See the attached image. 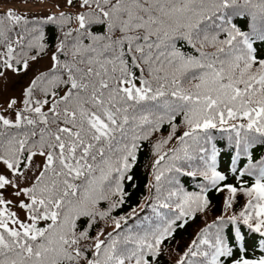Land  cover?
Returning <instances> with one entry per match:
<instances>
[{
    "label": "snow or ice",
    "instance_id": "obj_1",
    "mask_svg": "<svg viewBox=\"0 0 264 264\" xmlns=\"http://www.w3.org/2000/svg\"><path fill=\"white\" fill-rule=\"evenodd\" d=\"M39 6L0 11V264H264V0Z\"/></svg>",
    "mask_w": 264,
    "mask_h": 264
},
{
    "label": "rangeland",
    "instance_id": "obj_2",
    "mask_svg": "<svg viewBox=\"0 0 264 264\" xmlns=\"http://www.w3.org/2000/svg\"><path fill=\"white\" fill-rule=\"evenodd\" d=\"M40 0H0V11L5 10L8 7H13L19 11H26L29 13H40L45 11L39 6ZM20 80L19 77L13 76L11 73L8 75V80H0V103H4L10 95H19L22 85L17 83Z\"/></svg>",
    "mask_w": 264,
    "mask_h": 264
},
{
    "label": "trees",
    "instance_id": "obj_3",
    "mask_svg": "<svg viewBox=\"0 0 264 264\" xmlns=\"http://www.w3.org/2000/svg\"><path fill=\"white\" fill-rule=\"evenodd\" d=\"M149 148L150 146L147 143H145L142 146V149L139 153V162L135 169L137 188L129 189L130 191L133 192V196L129 200L128 204L125 205L124 211H127L130 208V206H134L138 202L140 195H144L146 193V189L144 188V185L147 184V165H148L147 160H148L149 152H150ZM261 150L262 148L260 147L259 152ZM210 196L212 199L216 200L217 206H219L220 203L218 201H219L220 195H214V193L212 192L210 193ZM189 228H190V225H186L184 229L178 230L176 233V237H183L184 235H188L190 233ZM164 264H167V262H165Z\"/></svg>",
    "mask_w": 264,
    "mask_h": 264
},
{
    "label": "bare ground",
    "instance_id": "obj_4",
    "mask_svg": "<svg viewBox=\"0 0 264 264\" xmlns=\"http://www.w3.org/2000/svg\"><path fill=\"white\" fill-rule=\"evenodd\" d=\"M184 180H185V179H184ZM184 180H183V181H184Z\"/></svg>",
    "mask_w": 264,
    "mask_h": 264
}]
</instances>
